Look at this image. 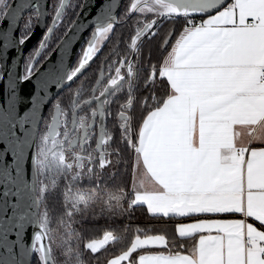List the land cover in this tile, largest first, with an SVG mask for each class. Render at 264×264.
Instances as JSON below:
<instances>
[{
    "label": "snow or ice",
    "instance_id": "snow-or-ice-1",
    "mask_svg": "<svg viewBox=\"0 0 264 264\" xmlns=\"http://www.w3.org/2000/svg\"><path fill=\"white\" fill-rule=\"evenodd\" d=\"M64 3L60 0L61 8ZM13 10V0H0V24ZM130 13L154 14L163 20L182 18L184 23L161 35L157 31L161 21H137L131 51L138 55V41L155 37L161 55L155 64L149 61L144 68L127 55L113 59L115 49L110 53L91 89V98L83 101V105H96L91 121L85 116L77 120L76 110L82 105L80 99L73 102V125L83 130L78 140L70 137L68 113L59 101L55 103V114L36 147L31 187L33 203L39 209L49 189L66 182L64 201L68 207L57 217L56 229L51 227L47 210L19 217L18 239L25 221L35 228L27 264H32L33 256L36 264H82L83 249L74 248L66 239L74 233L65 216L99 212L110 219L130 218L132 209L140 206H146L152 217L194 222L177 223L170 238L147 235L138 227L130 244L111 259L103 257L106 245L122 237L107 231L103 239L83 245L96 264H264V0H132L122 12L125 18ZM196 17L206 18L197 22ZM117 20L96 28L67 79H76L94 61ZM62 23L58 12L24 74L14 82L11 78L7 81L5 119L23 102L19 85L32 87L27 81L39 71L37 60L50 40L55 39V50L67 52L75 25L69 21L61 36H56L55 28ZM3 79L0 76V81ZM36 79L31 109L24 114V120L31 119L34 124L43 120L50 88L59 86L62 78L50 71ZM75 95L81 98L82 93ZM113 103L119 107L120 143L110 151L114 136L104 119L106 106ZM97 117L98 139L94 147H86L95 137ZM61 126L65 129L62 140L58 139ZM26 146L27 141L18 144L14 153L18 176L23 172ZM121 164L119 183L110 184L117 174L105 171L106 166ZM4 174L12 179L7 168ZM85 180L90 188L75 187ZM228 214L244 218H224ZM247 218L259 222V227ZM3 241L7 246V232ZM188 241H192L189 255L172 253ZM157 246L169 254L138 252ZM7 251L11 255L12 247L7 246Z\"/></svg>",
    "mask_w": 264,
    "mask_h": 264
},
{
    "label": "water",
    "instance_id": "water-1",
    "mask_svg": "<svg viewBox=\"0 0 264 264\" xmlns=\"http://www.w3.org/2000/svg\"><path fill=\"white\" fill-rule=\"evenodd\" d=\"M69 1L65 0L63 8L59 4L49 28L54 26V18L58 12L61 17ZM123 2L124 0H110V2L109 0H82L80 8L72 21L75 26L69 33L71 41L67 52L64 53L60 48L55 50L54 46L47 54V56L51 55L50 59L47 60L46 56L37 66L39 71L36 72L31 80L27 81L32 87L25 88L23 83L19 85L18 93L22 97L23 102L17 103L15 110L7 119L3 116L4 111L8 107L7 103H5L7 81L11 78L14 82L19 76L24 74L23 61L25 53L42 35L46 27L50 0H13L14 10L0 24V65H2L0 67V76L4 78L3 81H0V151L5 153V155L0 156V264H22V262L27 264V249L32 243L35 228L29 226V223L25 221V230L18 239L17 233L21 232V229L16 227V225L20 223L19 217L21 215L31 216L41 210V206L37 209L33 203L35 193L31 186L35 172L37 139L43 120H38L35 124L31 119L24 120V114L31 109V96L36 91L38 83L36 77L46 75L51 71L59 74L62 78L59 86L54 85L50 88L51 99L42 109L44 118L51 102L65 88L76 81L92 64L76 79H67L68 75L77 67L73 69L78 51L87 35L90 33V39L98 26L103 28L109 22H115ZM31 11L37 13L35 26L24 38V42L21 43L20 25L23 17ZM161 19L159 18L158 21ZM105 42L102 43L101 49ZM22 120L23 123H21ZM25 141H27V146L24 149L23 164L21 165L23 172L18 176L15 171L17 165L14 153L16 152V146ZM6 168L11 174V180L5 177ZM5 192L8 193L7 196L4 195ZM5 232L8 233L7 246H11L13 249L11 255H9L7 246H5L3 241ZM21 245H24L23 249ZM22 252L24 255H21ZM33 260L34 256L32 257V264Z\"/></svg>",
    "mask_w": 264,
    "mask_h": 264
},
{
    "label": "trees",
    "instance_id": "trees-1",
    "mask_svg": "<svg viewBox=\"0 0 264 264\" xmlns=\"http://www.w3.org/2000/svg\"><path fill=\"white\" fill-rule=\"evenodd\" d=\"M132 0H124L121 10L118 16V22L114 25L113 32L109 34V38L106 40L104 46L100 51V60L103 59L104 56L110 55V52L114 49H119L121 55H124L126 52L131 37L135 34V25L134 21L136 19L137 13H130V15L125 18L122 14L124 6L130 5ZM231 2V0H229ZM59 0H50V12L49 15L52 17L56 11L58 6ZM82 0H71L69 6L67 7L66 11L64 12L61 19L63 23L60 24L58 28L55 30L56 36H61L64 31L65 26L68 24L69 21H73L74 17L76 16L77 11L80 8ZM36 13L34 11L28 12L23 19L21 24V31L23 32L24 28L26 27V22L28 19L32 20L31 24H33ZM160 29L157 31L160 32L161 35L164 33H171L176 29H179L181 25L184 23L183 19H176L173 18L171 20H160ZM90 37V33L85 38L78 54L76 56L74 66L76 67L86 42ZM56 41L53 38L49 42L48 50L43 55L45 57L55 46ZM138 47L141 53L140 64L147 68L149 66V61L155 64L157 62V58L161 55V52L157 48V42L155 37H149L146 39H142L138 43ZM170 47L168 48L169 51ZM166 54V53H164ZM100 61L96 60L93 61L89 68L76 80L74 81L69 87L65 88L56 98V100H62L63 97L66 100L73 99V96L76 94L77 91L83 93L85 95L87 90H91L97 76V71L99 69ZM98 64V65H97ZM141 78L144 76V72H140ZM84 95V96H85ZM118 96H123V94L118 93ZM65 101V100H64ZM70 101V102H71ZM120 102H123L121 99ZM53 105V102L51 103ZM119 111V107L117 103H113L108 105L107 107V115H106V127L107 129L113 133L114 140L110 141V148L111 151L116 147L117 143L120 141L117 139L119 133L117 132V128L119 125V120L117 113ZM52 109L51 106L47 109L44 117V123L49 121ZM45 125V124H44ZM136 130V129H134ZM115 157H113L114 159ZM124 165L121 164L116 168H112L111 166H106L107 172L116 173L117 175H113L112 180L109 181L110 184H118L119 183V175L118 173L123 171ZM75 187H80L82 190H86L91 187V185L85 180L82 181L81 184L76 185ZM115 191V189H113ZM67 191L66 182L59 183L56 188H51L49 192L46 194V200L42 204L44 209L49 212L50 217L52 218L51 227L54 229L57 228L56 219L58 216L63 215V210L68 207L64 201V193ZM75 194V190L73 191ZM70 224L73 230V235L66 236V239L70 240L72 246L74 248L79 247L83 249V254L80 256L82 264H88L89 260H91V264H96L95 259L92 256L88 255L87 249L83 248V245L89 242L90 240H97L101 238L105 232L111 231L116 236H121L122 239L116 242H110L109 245H106L107 251L104 252L103 257L111 259L118 255L122 250H124L125 246L130 244V241L134 239L136 233V228H140L142 232L146 233L147 235H165L166 238H170L172 234V224L174 225L179 219L177 218H161V217H152L150 213L146 211L145 206L135 207L132 209V215L130 218L125 217H117L114 219H110L107 216H102L99 212H97L94 216L90 213H74L73 217L68 218L64 217ZM124 229H127L125 231ZM64 235L63 232L60 233ZM143 237V236H142ZM79 238V239H77ZM192 246V241H188L183 245V247H177L172 249V253L178 251H188ZM186 249V250H185ZM163 251L164 253H169L167 250L163 248V246H157L155 248H149L147 250H138L140 254H145L146 252H160ZM95 254H93L94 256ZM133 255H136L135 253ZM102 257V258H103ZM33 264H36V257L34 256ZM126 264V262H125Z\"/></svg>",
    "mask_w": 264,
    "mask_h": 264
},
{
    "label": "flooded vegetation",
    "instance_id": "flooded-vegetation-1",
    "mask_svg": "<svg viewBox=\"0 0 264 264\" xmlns=\"http://www.w3.org/2000/svg\"><path fill=\"white\" fill-rule=\"evenodd\" d=\"M70 2H71V0L69 1V4H70ZM59 4H60V0H59V3H58V6H59ZM69 4H68V6H69ZM58 6H57V8H58ZM67 6V7H68ZM57 8H56V10H57ZM67 9V8H66ZM66 11V10H65ZM64 11V12H65ZM35 12V11H34ZM49 12H50V8H49ZM56 12V11H55ZM64 12H63V14H64ZM36 13V12H35ZM55 14V13H54ZM63 14L61 15V17L63 16ZM54 16V15H53ZM53 16L51 17L50 15L48 16V21H47V24H46V27H45V29H44V31H43V33H42V35L37 39V41L27 50V52L25 53V56H24V61H23V71L25 72V69H26V66H27V64H28V62H29V59L32 57V56H34L35 55V52H36V50L38 49V47H39V45H40V43H41V40L43 39V37L45 36V34L47 33V31H48V28H49V26H50V24H51V20H52V18H53ZM138 16V13L136 14V17ZM35 18L37 19V13H36V15H35ZM23 19H24V17H23ZM23 19H22V22H23ZM36 19L34 20V22H33V24H31V21L32 20H30V19H28L26 22H24V24H26V27L24 28V30H23V32L21 31V25H20V38H25L30 32H31V30L34 28V26H35V22H36ZM141 21V20H140ZM22 22H21V24H22ZM135 22V21H134ZM135 25V29H136V24H134ZM55 30H56V28H55ZM131 41V40H130ZM129 45H130V42H129ZM49 46V45H48ZM48 49H45V51L44 52H42L41 53V55H40V57H39V59L37 60V66L42 62V60L47 56H45V57H43V55L46 53V51H47ZM116 51H117V55L116 56H114V57H112L113 59H123V57L125 56V55H127V56H129V57H131V58H133V62L134 63H136V64H138V66L139 65H141L140 64V57H138V55L136 54V53H133L132 51H131V49L129 48V46H128V48H127V50H126V52L124 53V55H121V53H120V51H119V49H115ZM140 50V49H139ZM110 53H112V51L110 52ZM102 55H100V52H99V54L96 56V58H95V60L94 61H100V63H99V69H98V71H97V76H96V79H99V74H100V71H101V68L102 67H105L106 66V58H108L109 57V55H107V56H104L103 57V59L102 60H100V57H101ZM0 64H1V59H0ZM98 65V64H97ZM122 72H123V70H122ZM113 75H114V73H113ZM96 85H95V83H94V85H93V87L92 88H94ZM82 93V96H81V98H77L76 97V95H74L73 96V99H72V101L74 102L75 100H77V99H80V102H81V105H82V107L81 108H79V109H77L76 110V117H77V120H78V114L80 113V112H88V121H91V110H92V108H94L96 105H95V103H93L92 105H83V101L84 100H87V99H90L91 98V95H92V93H91V90H87V93H86V95H85V92L83 93V91L81 92ZM85 95V96H84ZM57 101H59L60 102V104H61V107L64 109V111L65 112H67L68 113V116L66 117V119H67V122H68V131L70 132V137L71 138H75V139H79L82 135H83V130L82 129H79L78 127H76V126H74L73 125V116H72V105L71 106H69V108H67V106L64 104V101H62V100H56V101H53V105H51L50 104V106H51V109H52V112H51V115H50V118H49V121L47 122V123H44V118H43V121H42V124H41V126H40V130H39V133H40V131H44L45 129H46V126H44V124L46 125V124H50L51 123V116L52 115H54V113H55V109H54V105H55V103L57 102ZM52 103V102H51ZM49 106V107H50ZM48 107V108H49ZM107 107L108 106H106V113H107ZM47 108V109H48ZM47 111V110H46ZM46 113V112H45ZM44 117H45V115H44ZM61 119H65V117H61ZM99 121H100V118L99 117H97V125H96V127H95V137L93 138V141H90V145L89 146H86V147H94V140L95 139H98V136H99ZM104 123H105V126H106V117H105V119H104ZM64 127L63 126H61V128H60V132H61V135H62V133L64 132ZM38 136H39V134H38ZM37 141H38V139H37ZM75 150H78L79 151V148L77 147ZM86 154V153H85ZM81 260V259H80Z\"/></svg>",
    "mask_w": 264,
    "mask_h": 264
},
{
    "label": "rangeland",
    "instance_id": "rangeland-1",
    "mask_svg": "<svg viewBox=\"0 0 264 264\" xmlns=\"http://www.w3.org/2000/svg\"><path fill=\"white\" fill-rule=\"evenodd\" d=\"M72 1H74V3H75V1L76 0H72ZM132 2V1H131ZM153 19H159V17H156L154 14H139L138 13V16L136 17V19H135V22H134V24H136V26H138V24H137V21L139 20H141V21H144V22H149V21H151V20H153ZM135 35V34H134ZM133 35V36H134ZM130 43H131V41H130ZM138 43H139V41H138ZM137 54V53H136ZM138 57H140V59H141V53H140V50H139V55H138ZM75 67H73V69H74ZM63 99V101H64V104L67 106V108H69V106H71L72 104H73V101H71V100H66V98H62ZM71 101V102H70ZM80 116H85V117H87L88 118V112H80L79 114H78V118L80 117ZM44 126H46V125H44ZM46 133V129L44 130V131H40V133H39V136H38V141H37V145H38V143H39V138H40V136L41 135H43V134H45ZM58 139H60V140H62L63 139V135H61ZM76 151H78V150H76ZM51 189V188H50ZM49 189V190H50ZM43 211H45V209H44V206L41 204V210H40V212L42 213ZM143 238V237H142ZM99 239H103V236L101 237V238H99ZM99 239H97V240H99ZM113 258H115V257H113Z\"/></svg>",
    "mask_w": 264,
    "mask_h": 264
},
{
    "label": "crops",
    "instance_id": "crops-1",
    "mask_svg": "<svg viewBox=\"0 0 264 264\" xmlns=\"http://www.w3.org/2000/svg\"><path fill=\"white\" fill-rule=\"evenodd\" d=\"M198 19H203V18H206V17H197ZM171 49H169V51H170ZM258 143V142H257ZM146 207V206H145ZM224 218H230V219H241V218H244L243 216H242V214H228V215H226ZM177 219H179V218H177ZM247 220H248V222L249 223H253V225L254 226H256V227H259V222H256V221H254V219L253 218H247ZM179 222H194V221H181V220H179V221H177L174 225L172 224V227L174 228L175 227V225L177 224V223H179ZM261 230H264V229H261ZM213 235H215V233L213 232L212 233ZM197 243H198V237H197V241H196ZM192 247V246H191ZM191 247H190V249L188 250V251H178L181 255H189L190 254V252H191ZM152 254H156V253H158V252H151ZM176 252H174L173 254H175ZM165 255H167V254H169V253H164Z\"/></svg>",
    "mask_w": 264,
    "mask_h": 264
},
{
    "label": "built area",
    "instance_id": "built-area-1",
    "mask_svg": "<svg viewBox=\"0 0 264 264\" xmlns=\"http://www.w3.org/2000/svg\"><path fill=\"white\" fill-rule=\"evenodd\" d=\"M196 20H197V22H199V20H201V19H198V18L196 17Z\"/></svg>",
    "mask_w": 264,
    "mask_h": 264
}]
</instances>
